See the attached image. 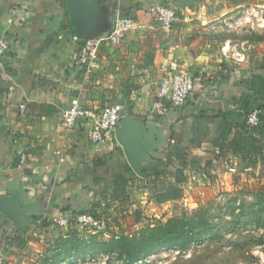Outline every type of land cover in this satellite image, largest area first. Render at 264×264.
<instances>
[{
  "label": "crops",
  "instance_id": "0c3cea01",
  "mask_svg": "<svg viewBox=\"0 0 264 264\" xmlns=\"http://www.w3.org/2000/svg\"><path fill=\"white\" fill-rule=\"evenodd\" d=\"M100 1L107 10L105 20L93 31L97 37L109 32L117 12L130 14L135 23L119 46L103 47L86 69L73 60L77 42L73 41L76 36L65 0H0V30L11 42L10 50L0 58V194L24 191L26 202L34 204L32 210L44 213L34 220L38 233L34 238L0 213L1 264H52V237L40 235L49 217L103 213L104 202L125 204L120 202L123 196L141 183L157 192L173 186L185 191L191 180L211 173L230 188L239 177L252 180L264 174V162L259 158L232 154L225 147L236 129L222 140L220 120H204L219 109H231L248 93L239 82L242 73L259 70L264 75V67L260 69L264 65V30L245 22V26L232 25L244 10L264 0H196L179 11V16L175 10L177 20L170 31L160 28L149 8L163 5V1L171 8L176 0ZM239 34L250 36L235 39ZM225 42L250 47L239 73L235 61L221 53ZM178 72L194 79L193 96L167 116L152 117L149 111L161 81ZM72 98L93 110L127 106L134 118L162 132L168 144L152 160L161 163L163 174L136 180L126 174L129 164L115 138L92 145L87 140L88 120L66 128L62 112ZM259 102L264 105V100ZM21 104L26 105L24 118L19 117ZM176 147L188 159L185 166L173 157L165 163L166 154ZM23 155L27 156L25 165L20 161ZM177 170L184 178L178 184ZM76 230L70 224L55 232L64 243L71 237L84 238Z\"/></svg>",
  "mask_w": 264,
  "mask_h": 264
},
{
  "label": "rangeland",
  "instance_id": "374dc122",
  "mask_svg": "<svg viewBox=\"0 0 264 264\" xmlns=\"http://www.w3.org/2000/svg\"><path fill=\"white\" fill-rule=\"evenodd\" d=\"M171 8L179 12L186 7H178L175 2L171 4ZM244 24L240 21L232 25L240 27L245 26ZM240 36L245 39L244 36L250 35L239 34L235 39L241 38ZM124 112L126 114L127 106H124ZM164 148L161 150H165ZM186 159L184 156V161ZM155 162V165L158 164L159 168H163L161 163L154 159ZM195 181L204 187H198ZM195 181L191 180L189 189L183 190L179 199L164 202L163 205L156 203L153 199L157 189L145 188L141 183L127 192L130 195L126 193L123 196L120 202H126L125 204L119 205V202H116L117 204L110 206L106 205L108 202H104L105 211L100 215L108 220V228L105 232H86L79 227H76L78 229L76 232L81 237L97 235L98 241H108L125 234L128 236L138 234L145 228L155 227L172 218H192L198 214L200 216L205 214L211 227L203 233L201 240L197 238L198 241L183 251L177 248L161 250L150 256L144 263L138 261L135 264H264V228L256 227L254 220L257 207L251 206L256 197L264 192V174L261 173L259 178L252 180L239 177L233 180L234 183H232L235 186L232 187L233 184H231L230 188H227L228 183L219 180L217 176L213 177L211 173ZM182 198L187 199V206L184 205ZM238 204L243 207H239ZM113 208L116 210L113 211ZM240 210L246 215L240 216ZM262 214L264 217V213ZM56 229L51 230L45 226L40 235H43L45 239L52 237V245L49 247L52 248V264H70L69 261L59 262L61 257L58 259L55 257L58 253L57 245L62 246V243L58 241L60 235L56 234ZM37 234L34 230L29 235L34 238L38 236ZM64 253L61 252V256ZM72 264H123V260L111 254L99 255L94 259Z\"/></svg>",
  "mask_w": 264,
  "mask_h": 264
},
{
  "label": "trees",
  "instance_id": "16d2710c",
  "mask_svg": "<svg viewBox=\"0 0 264 264\" xmlns=\"http://www.w3.org/2000/svg\"><path fill=\"white\" fill-rule=\"evenodd\" d=\"M163 2V5L167 6L166 1ZM127 15L128 17L131 16L126 13V16ZM179 15L180 13L177 11V16ZM263 67L264 65L260 69ZM244 74L245 75L242 73L239 76H242L239 82L246 87L248 93L242 94L241 98L236 101L231 109H219L214 116L205 117L204 120H220L218 130L219 138L222 140L230 135L232 129L237 130L233 140L225 146L232 154H247L249 156H255L264 162V105L259 102L260 100H264V75L261 74L259 70L247 71ZM255 110L260 111L258 115L260 122L255 127H249L246 124L247 116ZM127 112V114H130L129 110H127ZM215 144L223 150V145L217 140ZM172 157L178 159L179 162L185 166L181 148L176 147L171 153L166 154V163L171 162ZM163 172L164 170H160L158 165L155 164L153 166L144 167L143 177H138L131 170L130 166H128L126 170V174L139 180H148L149 177L157 178L159 175L163 174ZM122 177L123 174L119 176L120 179H122ZM175 180L177 184L184 181L181 170L176 171ZM181 194L182 190L178 186H173L166 190H159L154 194L153 199L156 203L160 204L167 201H175L181 197ZM241 206L242 205L239 207ZM251 206L257 207L254 220L256 227L264 228V217L262 214L264 213V192L256 197L254 204ZM88 214L104 217L95 213ZM203 215L204 216H200V214H198L192 218H172L155 227L145 228L138 234L132 236L121 235L116 239L112 238L108 241H98L97 235H89L84 238L73 237L68 242L62 243V246L57 245L56 250L58 253L55 257L57 259L61 257L59 262L69 261L70 264H72L77 261L85 262L99 255L109 256L115 254L118 259L123 260V264H135L138 261L144 263L150 256L161 250L177 248L183 251L194 244V242L198 241V239L201 240L203 233L208 231L211 227L208 223L207 215ZM244 215L246 214L240 210V216ZM70 224H73V222H70L69 225ZM61 252H65L64 255L61 256Z\"/></svg>",
  "mask_w": 264,
  "mask_h": 264
},
{
  "label": "built area",
  "instance_id": "2783aa9c",
  "mask_svg": "<svg viewBox=\"0 0 264 264\" xmlns=\"http://www.w3.org/2000/svg\"><path fill=\"white\" fill-rule=\"evenodd\" d=\"M149 14L162 30L170 31L177 20L176 11L168 6L153 4L149 8ZM243 21L257 30H264V5L260 4L244 10L242 17L236 22ZM134 20L131 17L117 12L114 16L111 28L108 33L98 37L84 39L79 42L77 37L73 38L76 46L73 50L74 62L83 68H89L97 58L100 50L105 46H119L126 38L127 34L133 29ZM11 47V42L4 36L0 30V58L3 57ZM249 45L239 43L232 45L225 42L221 47V53L226 58H231L236 63V73L243 64L247 62ZM195 92V81L188 73H174L163 79L159 85L156 99L150 108V115L156 118H163L171 110L179 109L186 105ZM26 105L19 106V117L24 118ZM260 111L255 110L247 116L246 124L249 127H255L259 124L258 118ZM124 115L123 106L113 105L100 110H93L90 107L83 106L78 98H72L66 109L62 112V123L66 128L74 127L80 120L89 121L87 131V140L92 145H99L111 141L119 127V123ZM26 155L21 157V164H26ZM34 173V171H33ZM189 188V186L187 187ZM187 206V199H183ZM69 216L57 214L49 217L46 221L48 228H65L70 222L76 227L86 232L103 233L108 228V220L105 217L95 216L88 213H69ZM34 222L25 227L32 232ZM27 231V232H28ZM1 264V259H0Z\"/></svg>",
  "mask_w": 264,
  "mask_h": 264
},
{
  "label": "water",
  "instance_id": "95a60500",
  "mask_svg": "<svg viewBox=\"0 0 264 264\" xmlns=\"http://www.w3.org/2000/svg\"><path fill=\"white\" fill-rule=\"evenodd\" d=\"M196 0H176L178 7H188ZM73 33L76 37L90 39L97 37L98 24L102 23L107 10L100 0H65ZM112 16H113V12ZM105 20V19H104ZM96 29V30H95ZM115 140L122 148L131 170L143 177V169L151 164L152 158L163 149L168 141L162 132L152 124L124 114L115 134ZM24 191L0 194V213L20 228L40 218L44 213L32 210L33 203L26 202ZM28 210H31L29 213Z\"/></svg>",
  "mask_w": 264,
  "mask_h": 264
}]
</instances>
